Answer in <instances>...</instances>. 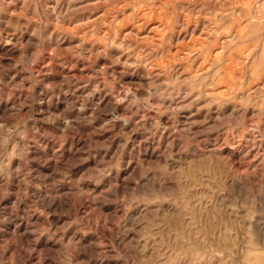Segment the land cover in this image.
Wrapping results in <instances>:
<instances>
[{
    "label": "rangeland",
    "instance_id": "1",
    "mask_svg": "<svg viewBox=\"0 0 264 264\" xmlns=\"http://www.w3.org/2000/svg\"><path fill=\"white\" fill-rule=\"evenodd\" d=\"M0 264H264V0H0Z\"/></svg>",
    "mask_w": 264,
    "mask_h": 264
}]
</instances>
